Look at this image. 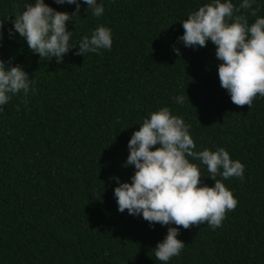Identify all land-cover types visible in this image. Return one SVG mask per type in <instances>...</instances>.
<instances>
[{"label": "trees", "instance_id": "16d2710c", "mask_svg": "<svg viewBox=\"0 0 264 264\" xmlns=\"http://www.w3.org/2000/svg\"><path fill=\"white\" fill-rule=\"evenodd\" d=\"M44 2L58 11L76 8ZM206 2L97 0L105 8L97 18L80 0V14L67 22L77 44L57 63L40 59L14 31L24 0H0V59L35 80L27 97L21 92L0 106V264H165L154 248L169 225L119 212L114 196L135 172L125 166L128 141L164 106L191 125L195 151L223 147L245 165L242 180L217 176L236 209L215 230L181 227L185 247L167 264H264V97L251 108L233 104L220 86L216 46L178 40L182 20ZM252 7L264 16V0ZM101 24L112 30L111 50L77 55L79 41ZM180 95L189 98L183 105L175 101ZM188 159L202 183L214 186L206 166Z\"/></svg>", "mask_w": 264, "mask_h": 264}, {"label": "clouds", "instance_id": "9594fccd", "mask_svg": "<svg viewBox=\"0 0 264 264\" xmlns=\"http://www.w3.org/2000/svg\"><path fill=\"white\" fill-rule=\"evenodd\" d=\"M55 2L75 4V11H58L44 0H35L34 4L24 0L23 11L15 15L13 25L40 59L55 57L57 63H63L64 55L77 44L70 43L72 31L68 30L67 22L80 14V0ZM83 2L87 12L97 18L103 15L102 3ZM254 2L241 0L236 6L232 0H209L182 20L184 33L178 37L185 47H206L209 40L216 46L215 57L222 62L218 66L220 86L238 107L251 108L257 95L264 97V16L257 15L258 9L252 7ZM249 16L255 17L254 22L249 23ZM3 24L0 22V40ZM112 44V30L101 24L90 37L85 35L79 41L76 54L111 50ZM173 50L179 57L180 49ZM34 84L35 80L30 79L22 66L9 68L0 59V106L21 92L27 97L30 90L34 91ZM186 99L189 100L188 96L175 97L180 105ZM190 127L167 106L152 112L128 141L130 151L125 166L135 167L131 182L118 183L114 189L119 212L127 210L129 215H142L150 226L169 225L166 237L154 248L156 260L165 264L179 256L185 247V242L178 239L181 227L190 229L206 223L215 230L222 226L226 214L236 209L238 200L217 176L223 180L244 177L245 165L232 160L225 148L195 151ZM188 157L206 166L214 186L202 183L199 166Z\"/></svg>", "mask_w": 264, "mask_h": 264}]
</instances>
